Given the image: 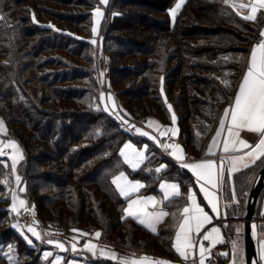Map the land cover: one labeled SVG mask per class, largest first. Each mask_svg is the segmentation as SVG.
<instances>
[{
  "label": "trees",
  "instance_id": "trees-1",
  "mask_svg": "<svg viewBox=\"0 0 264 264\" xmlns=\"http://www.w3.org/2000/svg\"><path fill=\"white\" fill-rule=\"evenodd\" d=\"M176 1L108 0L99 36L93 43L92 10L98 0H0V117L6 123L7 135L21 147L23 158L16 166L19 184L24 188L26 206L33 209L41 225L99 230V240L109 246L172 254V221L153 234L126 216V198L116 190L112 176L126 171L143 182L140 192H157L162 179L177 181L180 195L167 200L172 203L169 219H174L178 211L172 206L177 210L189 190L195 188L191 174L156 144L128 132L118 135L116 142L131 139L147 146L145 159L135 170L117 152L88 167L86 150L79 158L70 157L65 139L73 116L79 114L91 119L102 115L116 129L120 126L101 104L100 91L106 88L126 121L153 114L162 124H169L174 113L177 140L187 158L205 155L209 138L232 99L254 35L264 22V12H259L255 21L245 20L224 0H185L171 18L170 9ZM100 46L107 80H103L98 65ZM119 79H125L122 87H118ZM34 80L43 84L39 99L28 91ZM121 97H145L152 104L132 109ZM21 100L30 103L41 114L38 116L51 118L47 120L50 125L59 124V133L52 137L40 131L39 121L43 119L41 124H45V117L33 121ZM66 100L73 102L70 107L61 103ZM48 101L60 107H45ZM81 103L85 107L77 106ZM14 123L19 125L16 130ZM23 129L29 131V141L37 144L28 147V140L21 138ZM35 148L37 153L33 154ZM5 161L0 157V167L11 180V165ZM263 162L261 157L252 167L225 179L228 222L244 212L247 179ZM7 184L0 173V264H49L42 258L43 249L48 247L44 239L32 241L14 226L11 198L4 193ZM106 201L108 212L103 210ZM53 205L54 209L50 207ZM17 225L21 227L20 222ZM227 225L229 236L235 239V229ZM141 232L147 238L131 244ZM151 240L157 243V250L149 247ZM94 263L119 264L103 258ZM217 264H225V260L218 258Z\"/></svg>",
  "mask_w": 264,
  "mask_h": 264
},
{
  "label": "crops",
  "instance_id": "crops-1",
  "mask_svg": "<svg viewBox=\"0 0 264 264\" xmlns=\"http://www.w3.org/2000/svg\"><path fill=\"white\" fill-rule=\"evenodd\" d=\"M251 2H252V0H232V3H235L237 5L238 4L250 5ZM178 3H180V0ZM175 8H176V5H175ZM234 9L241 16H247V15L251 14L250 7H246L244 9H239V8H234ZM178 10L179 9H175L176 13ZM259 12H264V8H258L256 15ZM262 31H264V22L261 24L257 33H259L261 35ZM261 40H264V37L261 36V39L257 40V41H254V39H253V42L250 46V49H249L247 57H246L244 69H243V71H242V73L238 79L236 88L233 92L232 99L227 104V106L223 109V112L219 118L218 124H217L215 130L213 131V133H212L211 137L209 138V141L206 145L205 155L203 157L198 158V159H194V160L187 158V154L185 152L183 145L177 140L178 126H177V129L174 131L175 134L173 132V136L161 135L162 132L166 128H168V126H169V124H162V122H160L161 125H157V127H156L157 128L156 135L154 133H151L148 129L144 128V130L146 132H148L150 134V136L155 137V140L147 138L148 136H146V137L141 136V137H144V138L148 139L149 141H151L152 143L156 144L162 150V152L165 155H167L168 157L173 159L178 165H181L182 163H188V164L198 163V162H201L204 160L217 161L218 164L220 162L223 163V170H224L223 171V179L218 180L217 187H215V188L211 187V185L205 184V182L202 180L198 181L195 174L193 172H191L189 169L185 168L191 174V176L194 180L195 188H191L189 190L188 195H187V199L179 205L177 210H176L174 205L172 206L174 212L178 211V213H177L178 216L174 219H169L170 214H169L168 207H169V205L171 206L172 203L169 204V202L167 203V200L164 199V191L162 190L161 185L162 184H176L179 188V183L177 181L162 179L158 183L157 192H140V189H141L140 188L138 191L133 192L131 194V196H129V197L122 196L123 198H126L125 205H124V214L125 215H126L125 209L128 207V203L130 200L144 199V198H148V197H154L156 200V203L154 205L151 203L147 205L146 210L148 212L159 213L160 211H164V212L168 213V215L165 217H162L161 222L156 225L157 231L155 233L152 232L151 230H149L148 228H146L144 225H142V224L141 225L145 229H147L149 232L156 234L159 232V230L161 229V227L165 223H167L169 220L172 221V223H170L171 227H173V235H172V240H171V248H172L171 252H172V254L160 253V252H158V253L145 252V251H139L136 249H126V248H118V247L109 246V245L103 243L101 240H99V238L95 234H91L89 232H87V233L84 232L83 234L79 233V231L81 229L80 230L78 229L79 231H76L78 234L76 232H71V233H68L64 236H61L59 231H56V230H53L50 228H44V229L39 230L37 225L24 226L23 224L20 223L22 230H24L27 233V235L30 238H32V241H35V240L41 241L44 239L45 243L48 246V247H46V249H52V250H54V252L59 251L60 253H62L64 255L65 260H73L74 263H71V264H95L94 263L95 259H99V258H103V259H107V260L117 262L119 264H123V261H132V260L139 261L145 257L149 258L147 261V264H156L157 261L168 262V264H194V260L192 258V253H193L194 249L198 255V260H197V264H198V261H199V243L202 240V236L204 235V233L206 231L210 230L212 227H216L219 229V239L221 242L215 244V246L224 244L227 247V256H225V257L223 256V257H219V258H223L225 260V264H238L240 262L239 261V250H238L237 246H234L232 244V241L234 239H232L229 236L228 229H227V226H228L227 224H228V221L230 218L228 217V211H227L229 204L227 203V200H226L225 194H224V182H225V179H227V176L232 177L233 175L239 173L243 169H247V168L252 167L257 162V160H259L261 157L254 159L253 157L247 156L246 153L250 152L251 149L250 148H243L238 143L235 145V148L230 146V150L228 152L224 151V148H223L224 141L226 139H229L228 131H227V126L229 123L228 120L225 121V128L221 132V135L219 137H216V133L218 131H221L220 121L222 119H224L225 109L229 108L230 105H232V103L234 101V97L238 93L239 85L241 84L243 77L245 76L247 68H248L249 63H250L251 52H252L253 48L256 46V44ZM101 95H100V97H101ZM101 101H102V99H101ZM113 101H114V99H113ZM114 112H118L117 108H114V110L109 112V113L113 114ZM146 119H147V117L142 119V120H139L137 122L130 123V125L133 128L132 131L135 132V129H136L135 127H133L134 124L141 125V127H142L141 121L146 120ZM0 121L3 122L2 128H0V149H2L3 155H0V157L5 158V160L11 165V172L13 174V172L16 171L17 164L23 158V153H22L21 147H20L19 143L17 142V140L7 135V126L1 117H0ZM124 125H127V124H124ZM141 130L144 131L143 129H141ZM238 131H239V138L247 141L249 144L255 145L258 142V139H259L258 134L252 133V132H249V131L243 130V129L238 130ZM214 138L217 141L215 146H213V139ZM169 139H171V143L167 142ZM10 142L16 143L17 150H13L12 148L5 147V145L9 144ZM164 145H179L180 149L183 150L181 154L183 155L184 159L182 161H177L175 159V157L172 155L173 149L172 148L166 149L164 147ZM210 146L212 147V152L214 153V155H210L208 152ZM13 156H15V158H16L15 159V169H13V167H12ZM234 160L236 162L235 168L237 170L236 171H230L233 168V161ZM245 165H248V166L245 167ZM133 170H135V169H133ZM255 175L249 174V179H247L248 187L245 190V194H247V195H248L250 186L252 184V181H253ZM116 176H119V174H116ZM114 177L115 176L113 175L112 176V183H113ZM15 182H16V185L14 184V186H15L14 188L19 193L18 192H17L18 194L13 193L11 186L8 184L10 187V193L7 194L11 198V203L9 205V209L13 213L18 211V210H22V208L24 206H26V200L22 194L24 188L19 184L20 180L17 181L16 179H14V183ZM140 183L143 185V182L141 180H140ZM202 184L205 186V188H207L208 191L215 194L216 202H217V208H218L217 212L212 211L211 206L208 205L207 200L204 197V193L200 191V186ZM113 185L115 186V184H113ZM16 186H21V187L19 189H16ZM115 188L118 191V193L120 194L119 189H117L116 186H115ZM193 193L196 196L197 203L200 204V206L204 208L205 212H207L212 219H211L210 224L204 225V227L202 228L201 233L199 235H197L195 232H193L192 240H193V244L195 245V247L191 251L189 258L187 260H185L175 251V248L173 247V245L175 243V233L178 230V224L181 221L182 210L184 207L190 206L191 201L188 199V197H189V195H191ZM14 196H15V200L13 199ZM178 196H173L170 199L176 198ZM170 199H168V201ZM246 199H247V197H246ZM20 201H24V204L21 205ZM255 209H256V213H257L256 229H257V247H258L259 263L264 264V259H261L262 241H264V185L258 194L256 204H255ZM132 219H134V218H132ZM135 221H137V220H135ZM29 228H32L35 231V233L38 234L39 238H37L36 235H33L32 232H29L28 231ZM214 236H215V234H214ZM72 242L75 245L74 250L72 249ZM205 242H206V244H204V245L206 247L210 248V251H211V248L214 246H212L210 241H205ZM89 244L94 245V247L91 250L87 247V245H89ZM209 254H210V252L206 253V257ZM100 264H108V263H100Z\"/></svg>",
  "mask_w": 264,
  "mask_h": 264
},
{
  "label": "snow or ice",
  "instance_id": "snow-or-ice-1",
  "mask_svg": "<svg viewBox=\"0 0 264 264\" xmlns=\"http://www.w3.org/2000/svg\"><path fill=\"white\" fill-rule=\"evenodd\" d=\"M184 0H180V3L176 5V9H179ZM108 0H101V4H107ZM225 4L233 8L244 9L250 7L251 14L243 16L245 20L255 21L257 19L258 8H264V0H252L250 5L245 4H235L232 3V0H224ZM239 14V13H237ZM95 15L97 19L103 15L99 8L96 9ZM172 15H176V11L173 10ZM93 33L96 32V28L92 29ZM261 36L264 37V31L261 32ZM95 41H93L94 43ZM103 99V96H101ZM111 99V97H109ZM115 107V105H113ZM169 111H171V105L168 106ZM105 107V111H107ZM117 119H122L119 115ZM173 122H175L176 117L173 114ZM228 120V136L229 139H226L223 144L225 152L230 150V146L235 148V145L238 143L243 148H250L251 151L246 153L247 156L253 157L254 159L264 157V40L259 41L256 46L253 48L250 56V63L247 68L246 74L243 77L241 84L239 85L238 93L234 97V101L229 108H226L224 111V119L220 121V129L216 133V137L221 135V132L225 128V121ZM127 123V121H123ZM153 122H149V126H152ZM3 122L0 121V128H2ZM134 127V126H133ZM247 130L252 133H256L259 136L258 142L255 145L249 144L247 141L239 138L238 130ZM135 131L140 136H148L149 139L155 140V137L150 136L148 132L142 131L139 128H136ZM158 142V141H157ZM217 143L216 139H213V146ZM5 147L12 148L17 150V145L15 142H10L5 145ZM147 147V146H145ZM164 147L172 148V155L177 161H182L184 159L182 149L179 145H164ZM238 150V149H237ZM210 155H214L212 152V147H209L208 150ZM0 155H3L2 149H0ZM120 155L124 157V160L129 164L133 169L140 167L145 159L144 151L137 150L131 143H127L120 151ZM13 169H15V156H13ZM235 160L233 161V168L230 171H236ZM183 168L189 169L193 172L198 181H204L205 184L211 185V187H217L218 180L223 179V163L218 164L217 161L213 160H204L198 163H182L180 165ZM248 165H245L247 167ZM164 166L157 168L156 171L160 172ZM17 181L19 177L17 176ZM113 184L119 189L120 195L124 197H129L133 192L138 191L142 184L139 182H132L127 179L124 173H120L113 180ZM162 190L164 191V199L168 200L173 196L180 195L179 188L176 184H162ZM200 191L204 193V197L207 200L208 205L211 206L213 212H217V202L216 196L214 193L210 192L202 184L200 186ZM15 200V196L13 197ZM188 199L191 201L190 206H186L182 210L181 221L178 224V230L175 233V243L173 247L175 251L185 260L189 258V255L195 245L193 244L192 234L195 232L197 235L201 233L202 228L205 224L211 223V217L204 208L197 203L195 194L189 195ZM155 204L156 200L154 197H148L144 199H135L130 200L128 207L125 209L126 215L137 220L140 224L144 225L146 228L152 232H156V225L161 222V218L168 215L167 212L160 211L159 213H152L146 210L148 204ZM20 204L23 205L24 201H20ZM254 227V226H253ZM29 232H32L33 235L38 234L32 228L28 229ZM215 234V236H214ZM100 233L97 232L96 236L99 237ZM203 241H210L212 246L221 242L219 239V229L212 227L210 230L206 231L202 236V240L199 243V261L198 264H205L206 253L210 252V248L206 247ZM59 246V245H58ZM91 250L94 245H87ZM149 258L145 257L142 260H132V261H123V264H147ZM261 259H264V241H262V251ZM156 264H168V262L157 261ZM195 264V262H194ZM254 264H259V261L254 262Z\"/></svg>",
  "mask_w": 264,
  "mask_h": 264
},
{
  "label": "rangeland",
  "instance_id": "rangeland-1",
  "mask_svg": "<svg viewBox=\"0 0 264 264\" xmlns=\"http://www.w3.org/2000/svg\"><path fill=\"white\" fill-rule=\"evenodd\" d=\"M178 2H179V0L175 3V5H177ZM105 5L106 4H101V0H98L97 5L92 10V24H91V27H92V29L96 28V32L95 33H93V31H92V39H91L92 42L93 41H95V42L97 41V38L99 36L100 23H101V21L103 19V15L99 18V20L97 19L96 15H95L96 9L99 8L100 11L103 13V7ZM175 5L170 9V11H171L170 12V15H171L170 17L171 18L174 17L172 15V12H173V10L176 9ZM99 52H101V53L99 54ZM102 52H103V50H102V47L100 46L98 48V53H97V59L99 61L98 65L100 67L101 76H102L103 80H107V78H108V70H107V67H106V64H105V56L102 54ZM82 63H84V62H82ZM84 64L87 65L86 63H84ZM28 73H30V72H28ZM123 80H125V79H123ZM123 80L119 79L118 87H122L123 86V83H124ZM42 85L43 84L41 82H39L38 80H34L29 85L28 91L30 93H32V95L35 96L36 99H39L40 95L43 94V92L41 91ZM100 95L103 96L101 104L104 107V109H105V107H107V109H108L107 112L113 111L114 108H116V104L113 101L112 93L108 89L102 88V90L100 91ZM109 97H111V99H109ZM100 100H101V97H100ZM122 100L127 102L125 104L126 107L132 108V109L135 106H137V105L138 106H142L145 103L152 104V102L149 100V98H145V97L141 98L140 100L127 99V98L123 97ZM21 101H22V104L24 106L25 111L29 115L32 116V120L33 121H34V119H39V117H41V118L45 117L44 118L46 120L45 124H41L43 119H41V121H39V123H40V126H39L40 131H43L44 133L54 137L55 133L59 131L58 128H57V127H59V124H57L55 122L54 125H50L49 122L47 121L49 119L47 116H38V115H41V114L37 113L35 108H33L30 103H28L27 101H23V100H21ZM58 101H60V100H58ZM61 103L64 104L65 107H70V105H72L73 102H71V101H67V102L62 101ZM113 105H115V107H113ZM44 106L45 107H52V108L60 107L59 103L53 102V101H48V102L44 103ZM77 106L78 107H85L84 103H81V105H77ZM145 112L148 113L149 110L147 109ZM112 115H113V117L115 119H117L116 118L117 115H119L122 118V119H117L120 122V126L117 129L115 128V126L112 125V123L109 122V120L105 116H102V115L96 116L93 119L89 118L90 116L87 115V114H79V115L73 116V120L74 121H73V123H71L69 136L67 137V139H65V142L68 143L67 146H68V154H69V156L74 158V159L79 158V156H81V154H82V151L86 150L85 151L86 152L85 153V157H86L87 166L88 167H92L95 163L99 162L100 160L110 157L114 152H117L119 154L120 159L123 162H125L124 157L120 155V151L124 147V145L127 144V143H131L137 150L144 151V153H145L146 152V147H145L146 143L143 142V143H141L139 145L138 143H136L135 141H133L131 139H125L122 142H120V141L116 142L118 140L116 138H118V135L119 136L120 135L123 136V134H122L123 131L124 132H128L130 135L140 136L136 131L135 132L132 131L133 128L130 125V123L137 122V121L142 120V119H144L146 117H147L146 120L141 121L142 122V127H141V125H138V124H134V127L135 128H140V129H143V130H144V128L148 129L151 133H154L156 135V133H157V128L156 127H157V125H161L160 121L156 118V115L147 114V116H145L143 118H140L139 120L127 121V123L123 122V121H126V120L121 116V114L119 112H114ZM175 117H176V115H175ZM49 120H51V118ZM149 122H153L151 127L149 126ZM124 124H127V125H124ZM47 125H49V126L47 127ZM18 126L15 123L12 124V127L15 130L19 128ZM176 129H177V119L175 120V122H173V120L171 118V122L169 123L168 128H166L162 132L161 135L173 136V132ZM21 132H22L21 133V136H22L21 138L23 140H25V141L28 140L27 141L28 147H31L34 144H37V142L34 141V140L29 141L30 138H29V131L28 130H24L23 129ZM174 134H175V132H174ZM68 138H69V141H68ZM147 138H149V137H147ZM35 146L37 148L39 145H35ZM36 148L32 152L33 154L37 153ZM145 155H146V153H145ZM5 164H6V162H5ZM127 165H128L129 168L133 169L129 164H127ZM0 173H3V179L5 181H7V183L11 186V189H12L13 193H17L18 191H16L15 188H14L15 187L14 184L16 185V182L14 183V179H16L17 176H18L17 172L16 171L13 172L11 180H10V178H9V176L7 174H4L2 167H0ZM120 173H124V175L130 181L139 182L140 183L139 179L131 178L127 174L126 171L122 170V171L117 172L116 174L120 175ZM116 174H114V176H115L114 179L117 177ZM18 177H19V180H20V176H18ZM8 184H7V188L5 189V192H4L6 194L10 193V187H9ZM20 187L21 186H16V189H19ZM99 195H101V193H99ZM246 197H247V194H246ZM108 203L109 202L106 201L103 204V210L105 212H108V210H107L108 209V207H107ZM55 206L56 205H53V206H50V207L52 209H54L53 207H55ZM28 208H31V207L24 206L22 209H28ZM10 213H11V215H15V212L13 213L12 211H10ZM243 217H244V212L241 213V215L239 217H236V218L230 220V222H228V223H230V226H232V228L235 229V230H233L234 234H235V237H234L235 239L232 241V244L234 246H237V248L239 250V261L240 262L238 264H244ZM13 220L15 221L14 226L16 227L17 231L24 236V234H25L24 230L22 231V228L18 227V225H17V222H19V221L16 218H13ZM36 225L38 226L39 230L40 229H44V228H50V229L59 231L61 236H64V235H66L68 233L76 232V231L80 230V229L78 230L77 228H68V229L64 230V229H61L60 227H56V226H53V225H51L50 227L43 226L38 221H37ZM84 232L87 233L88 231H85V230H80L79 231V233H82V234ZM97 232H99V230L91 231L89 233L96 235ZM123 232H125V231L123 230L122 233ZM256 233H257V229H256ZM143 237L147 238V235L141 232L140 234L137 235L136 240L133 239V242H131V244H134V245H135V243L137 244L138 241H140V239H143ZM26 238L29 239V237H26ZM151 241L152 242H150L149 247L151 248V245H153L154 246V250H157L158 249V246L156 245L157 243L155 244L153 240H151ZM72 249L73 250L75 249V245L73 244V242H72ZM150 250H152V249H150ZM42 258L48 260L49 264H71V263H74L73 260H65L64 259V255L62 253H60L59 251L54 252V250L46 249V248L42 251Z\"/></svg>",
  "mask_w": 264,
  "mask_h": 264
},
{
  "label": "water",
  "instance_id": "water-1",
  "mask_svg": "<svg viewBox=\"0 0 264 264\" xmlns=\"http://www.w3.org/2000/svg\"><path fill=\"white\" fill-rule=\"evenodd\" d=\"M264 185V162L258 169L250 186L243 217L244 264L259 261L256 233L255 204L260 190ZM254 226V227H253ZM260 264V263H259Z\"/></svg>",
  "mask_w": 264,
  "mask_h": 264
},
{
  "label": "built area",
  "instance_id": "built-area-1",
  "mask_svg": "<svg viewBox=\"0 0 264 264\" xmlns=\"http://www.w3.org/2000/svg\"><path fill=\"white\" fill-rule=\"evenodd\" d=\"M253 39L254 41L260 40L261 35L259 33H256ZM100 53L101 52H99V54ZM167 142L171 143V139H169ZM14 216L24 226L37 224V221L34 216V211L31 208L18 210L17 212H15ZM203 243L206 244L205 241H203ZM223 256H227V247L224 244L216 245L211 248L210 254L205 258V264H217V259ZM192 258L195 264H197L198 255L195 249L192 253Z\"/></svg>",
  "mask_w": 264,
  "mask_h": 264
}]
</instances>
